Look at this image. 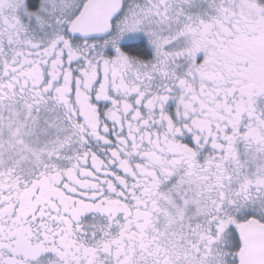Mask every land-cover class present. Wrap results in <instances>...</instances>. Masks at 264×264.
Segmentation results:
<instances>
[{"label":"snow or ice","instance_id":"obj_1","mask_svg":"<svg viewBox=\"0 0 264 264\" xmlns=\"http://www.w3.org/2000/svg\"><path fill=\"white\" fill-rule=\"evenodd\" d=\"M0 264H264V0H0Z\"/></svg>","mask_w":264,"mask_h":264}]
</instances>
